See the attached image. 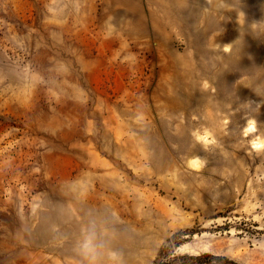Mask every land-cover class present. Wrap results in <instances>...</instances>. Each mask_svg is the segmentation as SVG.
Instances as JSON below:
<instances>
[{"label":"rangeland","instance_id":"obj_1","mask_svg":"<svg viewBox=\"0 0 264 264\" xmlns=\"http://www.w3.org/2000/svg\"><path fill=\"white\" fill-rule=\"evenodd\" d=\"M258 142L264 0H0V264H264Z\"/></svg>","mask_w":264,"mask_h":264},{"label":"clouds","instance_id":"obj_2","mask_svg":"<svg viewBox=\"0 0 264 264\" xmlns=\"http://www.w3.org/2000/svg\"><path fill=\"white\" fill-rule=\"evenodd\" d=\"M256 150L264 149V142H258L253 145ZM115 255V254H114Z\"/></svg>","mask_w":264,"mask_h":264}]
</instances>
